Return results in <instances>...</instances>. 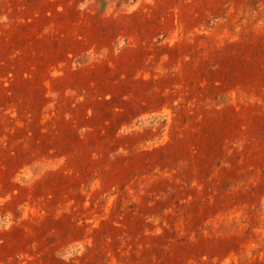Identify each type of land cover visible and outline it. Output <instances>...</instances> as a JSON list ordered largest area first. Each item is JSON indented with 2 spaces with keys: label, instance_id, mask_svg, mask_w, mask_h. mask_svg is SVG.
Wrapping results in <instances>:
<instances>
[{
  "label": "rangeland",
  "instance_id": "374dc122",
  "mask_svg": "<svg viewBox=\"0 0 264 264\" xmlns=\"http://www.w3.org/2000/svg\"><path fill=\"white\" fill-rule=\"evenodd\" d=\"M0 264H264V0H0Z\"/></svg>",
  "mask_w": 264,
  "mask_h": 264
}]
</instances>
